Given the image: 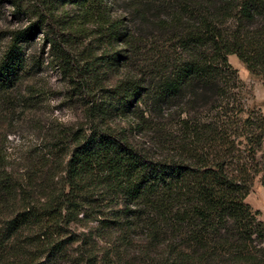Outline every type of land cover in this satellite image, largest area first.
<instances>
[{
  "label": "trees",
  "instance_id": "1",
  "mask_svg": "<svg viewBox=\"0 0 264 264\" xmlns=\"http://www.w3.org/2000/svg\"><path fill=\"white\" fill-rule=\"evenodd\" d=\"M53 1L92 22L90 38L52 11L9 30L0 101L32 93L17 88L39 59L21 43L41 30L88 122L57 131L47 173L37 157L16 176L0 150V264H264V222L245 201L255 177L264 185V114L235 97L227 58L264 81V0ZM135 18L163 46L141 55ZM170 105L184 116L166 134L152 115ZM134 129H152L156 150Z\"/></svg>",
  "mask_w": 264,
  "mask_h": 264
},
{
  "label": "rangeland",
  "instance_id": "2",
  "mask_svg": "<svg viewBox=\"0 0 264 264\" xmlns=\"http://www.w3.org/2000/svg\"><path fill=\"white\" fill-rule=\"evenodd\" d=\"M118 4L115 5L116 8L120 6ZM49 11H52V14ZM38 12L49 13L52 18L59 16V23L63 26L72 24L74 20L77 23L80 22V15L69 3L63 5L53 0H0V47L8 40L9 30L25 26L35 18ZM125 14L130 17L128 12ZM83 23L86 25L83 26V32H80V35H83L82 44L90 38L87 36L94 30L92 22L81 21L79 24L83 25ZM230 23L231 19H228L225 24ZM134 25L137 28L136 33L140 36L137 47L142 50L141 55L150 51L153 44L163 46L165 36H158L155 39L150 24L142 23L135 18ZM33 39L34 41L22 42V50L28 57L36 56L39 63L35 66L37 69L32 72V75L25 77L17 88L24 94L30 86L32 93L18 95L14 92L11 96H7L10 97V110L6 109L7 97L2 98L4 102L0 101V150L7 158L8 168L16 176L26 173L37 157H42L45 162L43 171L46 173L51 171L50 161L47 160L54 161L56 157L55 153L49 152L50 144L54 142L57 131L65 128L75 130L80 126L85 127L88 122L85 106L81 98L72 91L69 80L61 71L60 61L54 59L52 52H49L48 44L44 51H41L40 47L43 43L41 30L33 35ZM227 58L240 78L239 91L235 97L245 108H255L264 114L262 77L251 73L235 55H228ZM135 65L139 67L140 63L135 60L133 66ZM128 67L134 72L131 65ZM113 76L114 74L111 73L110 78ZM21 96H26V99H22ZM168 108L170 109H165L161 114L152 115L155 121L162 123V129L166 134L175 133L178 119L184 116V114L178 116V107L170 105ZM145 114L149 115V113ZM130 119L115 117L114 120L115 124L120 126H132ZM152 133V129H134L130 137L134 142L141 141L144 146L155 151L157 145L150 139ZM161 148H166V145L161 144ZM258 156H264V147L259 151ZM56 179L55 177L54 180ZM245 201L259 211L258 218L264 222V185L260 182L259 176L253 180Z\"/></svg>",
  "mask_w": 264,
  "mask_h": 264
}]
</instances>
